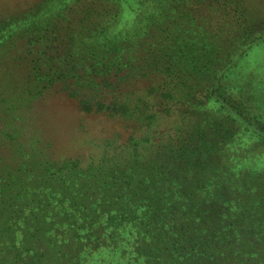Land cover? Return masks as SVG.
I'll use <instances>...</instances> for the list:
<instances>
[{"label":"trees","instance_id":"trees-1","mask_svg":"<svg viewBox=\"0 0 264 264\" xmlns=\"http://www.w3.org/2000/svg\"><path fill=\"white\" fill-rule=\"evenodd\" d=\"M161 7L147 8L161 35L151 46L166 50L156 64L180 97L214 41L194 33V18ZM129 14L112 26L118 38L141 19ZM244 65L238 57L228 65V101L217 86L206 94L191 139L147 161L93 169L32 147L18 164L1 165L0 264H264V153L236 159L237 140L264 142V94L253 89L250 104L243 100Z\"/></svg>","mask_w":264,"mask_h":264},{"label":"rangeland","instance_id":"rangeland-1","mask_svg":"<svg viewBox=\"0 0 264 264\" xmlns=\"http://www.w3.org/2000/svg\"><path fill=\"white\" fill-rule=\"evenodd\" d=\"M158 7L165 16L194 18V33L214 41L180 97L156 64L166 50L151 46L161 35H153L147 8ZM129 12L141 19L118 38L112 26ZM236 57L249 68L238 87L250 104L253 89L264 94V0H0V167L18 164L32 147L53 162L93 169L147 161L194 136L201 104L216 86L228 101V65ZM235 148L236 159L257 161L264 142L237 140Z\"/></svg>","mask_w":264,"mask_h":264}]
</instances>
